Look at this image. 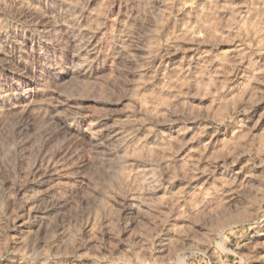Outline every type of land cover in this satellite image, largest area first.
Here are the masks:
<instances>
[{
	"label": "rangeland",
	"instance_id": "1",
	"mask_svg": "<svg viewBox=\"0 0 264 264\" xmlns=\"http://www.w3.org/2000/svg\"><path fill=\"white\" fill-rule=\"evenodd\" d=\"M0 264H264V0H0Z\"/></svg>",
	"mask_w": 264,
	"mask_h": 264
}]
</instances>
